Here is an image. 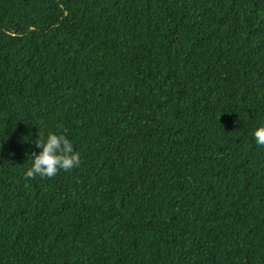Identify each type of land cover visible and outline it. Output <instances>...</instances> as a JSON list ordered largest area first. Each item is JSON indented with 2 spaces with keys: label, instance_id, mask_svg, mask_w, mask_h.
Here are the masks:
<instances>
[{
  "label": "trees",
  "instance_id": "obj_1",
  "mask_svg": "<svg viewBox=\"0 0 264 264\" xmlns=\"http://www.w3.org/2000/svg\"><path fill=\"white\" fill-rule=\"evenodd\" d=\"M260 125L264 0H0V264H264Z\"/></svg>",
  "mask_w": 264,
  "mask_h": 264
},
{
  "label": "clouds",
  "instance_id": "obj_2",
  "mask_svg": "<svg viewBox=\"0 0 264 264\" xmlns=\"http://www.w3.org/2000/svg\"><path fill=\"white\" fill-rule=\"evenodd\" d=\"M252 137L257 146H264V125L257 126L252 132ZM35 147L39 152L31 155V165L24 171L27 178L52 177L59 170L69 171L80 163V153L74 151L73 143L65 135H39Z\"/></svg>",
  "mask_w": 264,
  "mask_h": 264
}]
</instances>
